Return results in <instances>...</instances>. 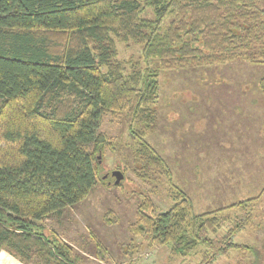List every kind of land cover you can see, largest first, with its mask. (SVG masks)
<instances>
[{
    "label": "trees",
    "instance_id": "16d2710c",
    "mask_svg": "<svg viewBox=\"0 0 264 264\" xmlns=\"http://www.w3.org/2000/svg\"><path fill=\"white\" fill-rule=\"evenodd\" d=\"M118 40L142 44L146 67L127 74ZM233 60L264 63L261 0H0V264H85L44 222L93 190L98 152L112 143L99 131L103 117L125 113L135 163L166 176L174 198L156 214L145 203L132 229L174 255L201 253L198 264L252 248L234 236L253 219V198L198 213L148 140L161 88L152 62ZM259 86L264 94V77Z\"/></svg>",
    "mask_w": 264,
    "mask_h": 264
},
{
    "label": "rangeland",
    "instance_id": "374dc122",
    "mask_svg": "<svg viewBox=\"0 0 264 264\" xmlns=\"http://www.w3.org/2000/svg\"><path fill=\"white\" fill-rule=\"evenodd\" d=\"M118 49L127 74L135 64L146 67L142 44L118 40ZM151 65L160 68L161 88L156 125L148 140L165 157L175 183L188 193L195 210L201 213L253 198L249 207L253 219L234 236L252 248L217 257L216 264H251L255 258L262 263L264 94L259 81L264 63L233 60L173 69H162L159 61ZM125 114L103 117L99 131L112 143L98 152L102 174L93 190L44 223L72 244L85 264H198L201 253L174 255L166 243L132 229L145 203L143 210L156 214L170 210L174 198L166 176L153 168L145 173L135 163L130 117ZM117 168L125 175L118 185L111 174ZM227 212L234 214L236 208ZM16 264L42 263L36 257L30 261L16 257Z\"/></svg>",
    "mask_w": 264,
    "mask_h": 264
},
{
    "label": "water",
    "instance_id": "95a60500",
    "mask_svg": "<svg viewBox=\"0 0 264 264\" xmlns=\"http://www.w3.org/2000/svg\"><path fill=\"white\" fill-rule=\"evenodd\" d=\"M101 154L102 153L100 152V154L98 155L100 162H101V156H102ZM111 174L112 176L115 177L114 184L116 185H118L122 181V179H124L125 177L124 172L119 168L112 170ZM107 176H108V173L104 174V178Z\"/></svg>",
    "mask_w": 264,
    "mask_h": 264
},
{
    "label": "flooded vegetation",
    "instance_id": "af4514ba",
    "mask_svg": "<svg viewBox=\"0 0 264 264\" xmlns=\"http://www.w3.org/2000/svg\"><path fill=\"white\" fill-rule=\"evenodd\" d=\"M109 176V175H108Z\"/></svg>",
    "mask_w": 264,
    "mask_h": 264
}]
</instances>
